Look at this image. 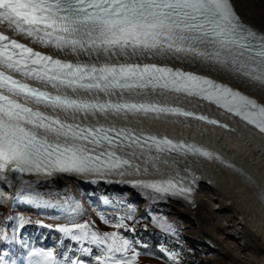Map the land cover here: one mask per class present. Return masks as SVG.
Returning a JSON list of instances; mask_svg holds the SVG:
<instances>
[{
    "label": "snow or ice",
    "instance_id": "1",
    "mask_svg": "<svg viewBox=\"0 0 264 264\" xmlns=\"http://www.w3.org/2000/svg\"><path fill=\"white\" fill-rule=\"evenodd\" d=\"M0 26L75 58L43 55L0 34V68L7 70L0 71V178L7 179L8 173L123 176L128 169L139 174L133 159L143 157L145 172L149 163L162 175L167 168L177 171L151 182L134 181L133 187L162 196L190 194L178 158L219 161L218 156L167 137L88 122L98 116L143 115L217 124L145 96L170 93L206 100L264 133V106L240 92L167 64L131 62L154 56L187 60L264 86V34L243 24L230 0H0ZM161 164L166 167L161 169ZM123 220L112 227H127ZM59 231L78 243L95 245L100 251L97 264H134L133 242L118 231L99 234L72 219ZM80 251L93 252L90 247ZM28 256L34 258L30 264H84L67 256L58 260L51 250L31 249Z\"/></svg>",
    "mask_w": 264,
    "mask_h": 264
},
{
    "label": "bare ground",
    "instance_id": "2",
    "mask_svg": "<svg viewBox=\"0 0 264 264\" xmlns=\"http://www.w3.org/2000/svg\"><path fill=\"white\" fill-rule=\"evenodd\" d=\"M230 2L241 19L264 31L262 8L252 0ZM0 32L45 55L75 59L73 56L65 57L55 48L33 42L29 37L15 35L4 26H0ZM117 59L129 62L123 58H113ZM131 62L167 64L195 72L264 106V86L215 66L187 60H165L155 56L138 57ZM151 97H162L172 103L203 108L210 114L217 115L233 129L225 130L215 124L208 125L171 116L157 119L143 115H110L91 117L89 122L116 123L118 127L160 133L173 141L189 143L212 153L214 157L218 156L219 161L194 155L178 158L180 175L192 186L190 194L180 197L162 196L151 190L133 187L134 181L151 182L169 174L175 175L177 171L167 168L162 175L161 171L149 163L148 171L145 172L146 165L141 157L139 160L133 159V164L140 166L139 174L134 169H128L123 176L118 173L104 176L54 173L52 176L24 178L17 174H7V179L0 178V193H4L7 206L20 208L26 214L61 221L68 215L63 214L58 202L65 200L72 190L81 188L100 198L99 210L117 213L122 209L125 211L123 215L137 213L138 216L147 217L159 229L181 237L191 235V239H196L197 248L200 247L198 249L206 256L214 258L223 255L226 262L232 264H264V135L243 120L233 115L221 114L198 99H183L170 93ZM165 167L160 165L161 169ZM167 211L168 218L175 219L180 226L164 219ZM204 233L209 235L208 240L203 238ZM238 255L243 256V259Z\"/></svg>",
    "mask_w": 264,
    "mask_h": 264
},
{
    "label": "rangeland",
    "instance_id": "3",
    "mask_svg": "<svg viewBox=\"0 0 264 264\" xmlns=\"http://www.w3.org/2000/svg\"><path fill=\"white\" fill-rule=\"evenodd\" d=\"M252 1L264 10V0ZM80 189L72 190L71 194L65 200L58 202L60 209L63 210V214L68 215L62 218L63 221H55L51 217L47 218L26 214L25 211L14 206L10 207L8 214L9 207L1 203L7 200L4 193H0V260L4 261V264H30L34 258L28 256V252L31 249H44L53 251L58 260H63L67 256L69 260H80L84 264H97L95 256L100 255V251L95 245H90L86 242L83 244L78 243L59 231V228L64 226V223L68 225L70 219H72L76 223H87L91 230L99 234L118 231L122 235L123 231L133 230L138 227H153L159 232L163 231V233H168L166 236L170 244L166 246L164 242L158 243V249L163 254L164 260L155 258L149 251H144L149 250L146 248L147 242H142L134 236L127 235L131 237L130 239L125 235L124 237L133 242V248L137 254L134 264H232L227 263L222 257L223 255L211 258L210 256L202 254L199 250L200 247L198 249L195 244L196 239H191V235L189 234L181 237L175 233H169V231L159 229L147 217L138 216L137 213L131 214V218L128 219L129 215H123L125 211L122 209H119L120 212H110L109 214L106 211L99 210L100 198ZM88 197L89 199H87ZM95 198L98 199L95 200ZM164 214V219L172 223L176 222L179 226L181 225L175 219L168 218V211ZM122 217L124 218L123 223L127 227L120 229L112 227V224L116 223ZM105 221H110L111 223H105ZM30 226L35 227L37 231L29 235V238H20L19 234L21 229ZM135 235L137 236L138 232H135ZM202 236L205 240L209 239L207 233H204ZM81 247L92 248V255L82 253L80 251ZM169 254L173 255L170 257ZM132 255L133 253L131 251L127 253L129 257ZM238 256L243 259V256Z\"/></svg>",
    "mask_w": 264,
    "mask_h": 264
},
{
    "label": "trees",
    "instance_id": "4",
    "mask_svg": "<svg viewBox=\"0 0 264 264\" xmlns=\"http://www.w3.org/2000/svg\"><path fill=\"white\" fill-rule=\"evenodd\" d=\"M139 234L144 239L149 240L152 250L155 251L157 255H160L159 252L156 251V244L158 243V241H156V240L154 241L152 235L148 232L139 231Z\"/></svg>",
    "mask_w": 264,
    "mask_h": 264
}]
</instances>
